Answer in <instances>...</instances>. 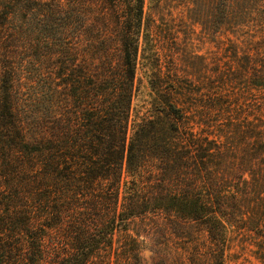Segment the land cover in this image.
I'll use <instances>...</instances> for the list:
<instances>
[{"label":"trees","instance_id":"trees-1","mask_svg":"<svg viewBox=\"0 0 264 264\" xmlns=\"http://www.w3.org/2000/svg\"><path fill=\"white\" fill-rule=\"evenodd\" d=\"M146 1L0 0V264L140 261L141 231L114 241L137 219L202 226L224 264L243 208L264 229V39L232 54L240 104L162 72ZM141 59L153 111L133 122Z\"/></svg>","mask_w":264,"mask_h":264},{"label":"rangeland","instance_id":"rangeland-1","mask_svg":"<svg viewBox=\"0 0 264 264\" xmlns=\"http://www.w3.org/2000/svg\"><path fill=\"white\" fill-rule=\"evenodd\" d=\"M263 12L264 0H147L151 52L160 59L162 72L164 66H177L183 76L198 84L202 81L209 89L218 91V86H223L242 104L244 96L238 87L246 84L245 76L232 72L235 65L232 54L235 50L242 55L248 45L252 48L264 39ZM231 14H236L235 20ZM143 64L149 65L140 60L133 122L148 117L153 111L150 72ZM217 70L220 75L216 76ZM212 80L221 81L215 84ZM248 97L253 100L251 103L260 99L255 90L249 91ZM236 146L229 155L241 156L244 146ZM242 210L245 215L227 233L224 264H264V229L256 228L260 220H255V210ZM130 227V236L119 232L114 239L115 246L130 243L136 232L141 231L137 237L140 261L130 260L129 264H213L215 248L208 232L200 225L186 223L185 229L180 230L166 220L137 219Z\"/></svg>","mask_w":264,"mask_h":264}]
</instances>
